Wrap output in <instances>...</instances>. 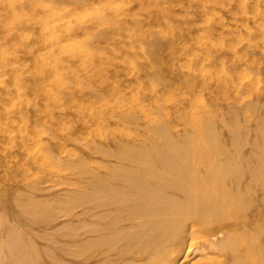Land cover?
Instances as JSON below:
<instances>
[{
  "label": "bare ground",
  "instance_id": "obj_1",
  "mask_svg": "<svg viewBox=\"0 0 264 264\" xmlns=\"http://www.w3.org/2000/svg\"><path fill=\"white\" fill-rule=\"evenodd\" d=\"M80 1H85V0H80ZM104 1L105 0H103V2ZM187 1L184 2L183 0H177L176 4H179L180 7H185V8H188L191 6L193 7V5L190 3V1H188V3H187ZM212 1H213V5L211 4L212 6H222V7L226 6L227 7V6L232 4L233 0H212ZM69 2H70V0H69ZM103 2H101L102 3L101 5H103ZM122 2L125 3L126 0H123ZM57 3L59 4V2H57ZM77 3H79V2H77ZM91 3H94V2H91ZM110 3H111V0H110ZM119 3H121L120 0H119ZM143 3H145V2H143ZM157 3L159 4V2H157ZM172 3H173V1H170V2L166 1V3H163L161 5L159 11H158L159 14L157 16L162 17L163 21L166 23L167 27L170 29L167 31H172V32H175L176 34L178 32L177 35L181 36V38H183V36L188 37V35H190L191 29L189 27H186L185 24H183L181 22L180 18L178 17L179 15H177L178 12L176 13L175 12L176 10L174 11V6L176 4H172ZM56 4L53 6L54 12H56L55 11ZM158 4H157V6H158ZM170 4H172V7L170 6ZM44 5H46V7H47L46 3H44ZM50 5L49 6L51 8L52 3ZM109 5L110 4H108V6ZM111 6H114V5H111ZM120 6H122V5H120ZM198 6H200V5H198ZM198 6L196 8L199 9L201 6L200 7H198ZM207 6L205 4V7H207ZM237 6H238L237 9H232V7H231L230 10L233 13V16H235V18L239 22V24L237 26L238 31H236L235 33L228 34V35L224 33L225 32L224 26L227 22V20H226L227 17L225 14V15L221 16L217 21L208 25L207 30H205V28H207V27H203V29H204L203 32L204 31H206V32H205V34H203L204 36H202V40L197 41L195 39L198 43H200L199 48L201 49V52L196 51L195 49H197V48H194L192 53L191 52L187 53V54H189L188 59L190 61L189 67L191 68V71H190V73L181 75V81L185 85V87L187 88L189 94H190V92L195 93V89L197 88V86H200L202 88H209V79L212 75V72L213 71L217 72L216 69L219 67V69L222 68L220 70H222V72H223L222 76L218 78V82H219L218 89H219V92L221 93V95L226 96L231 91H233L237 98H243L245 96L246 97L251 96V89L256 87L257 90H259L263 96V94H264V67H257L256 63L258 62V63L264 64V0H254L253 3H251V4H249L247 0H241V1L239 0V2L237 3ZM58 7H60V6H58ZM88 7H90V5ZM115 7H117L116 2H115ZM128 7H129V5H128ZM142 7H143V5H142ZM205 7L204 8L201 7V9L203 8V10H204ZM50 8H49V10H50ZM65 8L68 9L67 7H65ZM123 8H124V6H123ZM123 8H122V10H123ZM185 8H183V9H185ZM90 9H92V11H94L93 7H91ZM90 9H88V10H90ZM193 9H194V7L190 8L189 11L185 9V12L187 11V13L189 12L192 14ZM226 9L227 8H225L223 10H226ZM88 10H85V11H87V13L90 12V15H91V11H88ZM203 10H202V12H203ZM228 10L226 12H228ZM123 11H122V13H119L118 9H115V8L114 9L110 8V10L108 12L107 11H99V10L96 11V14L94 15V17H95L94 21H95V24L97 26V31L93 32V34H90V31H88L89 27L85 24L73 25L75 22L77 23L78 19L80 20L81 14L78 13L79 16L77 15V18L78 17H80V18H78V19L76 18L77 19L76 20L75 15L73 13H71V11H70L71 14H68L65 12L68 16L69 15L72 16L74 18V20H76V21L73 20L72 22H74V23L72 25L67 24V23L64 24V21H62V23L64 25L61 26V31L63 33L65 32L64 35H67L68 39L72 37L75 40L73 39V42L66 43L67 41L66 42L64 41L63 43H61L62 45L59 46L60 49L58 51L56 49L57 52L54 51L53 53H50L51 59L48 63L49 66L46 65L47 67H49V72H48L49 74L48 75L50 77H48V80L50 78V80L52 81L51 82L52 88L50 89L49 93H50V95L53 96V97L51 96L52 98L55 97L56 99L59 100L58 103L55 105L56 102L53 100V102H55V103H53L52 100L50 99L51 97L48 98V99H50V103L52 102V104H54V105L50 104L48 106L45 104L47 106V108L45 107L46 111L50 114V116L52 113H54L53 111H54L55 107L59 106V108L65 109L66 107H68L70 105L74 104L73 106H75V104L79 103L80 94L83 93V91H84L83 88H84V84H85L84 80L82 78V75L84 73L81 72V71H83V69L81 67H82V65H84V61H86V60H84V58L89 59L90 60L89 63L92 61V64H90V65L95 67L96 65H93L94 64L93 60L95 62V60L97 58H99V61L103 62L104 61L103 59L105 58V55L107 54V53L104 54V52L101 48V47H104V44H103L104 41H101V44H103V46L100 47L94 41L95 40L94 37L98 38L99 40H100V38L101 39H106V38L110 39L111 36H109V30L114 31L116 29L123 28L125 31L127 24L126 25L124 24L125 19L123 20L122 14L123 15L125 14L128 17H130V15H127V10H126V13H124ZM46 12L47 13H43V14L47 17L46 23H49L48 11H46ZM59 12H61V10ZM59 12H56V13H58L57 16H59V14L61 15V13H63V12H61V13H59ZM202 12H200V14H202ZM13 13H15V12L13 11ZM51 13H52V11H51ZM87 13L85 15L88 16L89 13L88 14ZM94 13H95V11H94ZM224 13H225V11H224ZM36 14L38 15L39 13H36ZM49 14H50V12H49ZM52 14H54V13H52ZM135 14H137V13L135 12ZM135 14H134V16H136ZM54 15H56V14H54ZM62 15H64V13ZM67 15H65V16H67ZM139 15H141V14H139ZM192 15H194V14H192ZM41 16H39V17H41ZM45 16H43L42 21H44ZM65 16H63V17L65 18ZM39 17H37L38 20L40 19ZM50 17H52V16H50ZM159 17H158V20H159ZM192 17H194V16H192ZM250 17H252V20ZM57 18L60 19V17H57ZM90 18H92V17H90ZM29 19H31V18H29ZM133 19L134 18H132L131 21H133ZM54 20L52 19V22L50 20L49 26L52 25ZM56 20L59 21L58 19H56ZM62 20H64V19H62ZM82 20H84V19L82 18ZM92 20H93V18H92ZM40 21H41V19H40ZM126 21L129 23V20H126ZM136 21H137V25H138L139 22H138V20H136ZM91 23H90V25H91ZM195 23H197V22H195ZM149 24L150 23H148V25ZM40 25H42V24L40 23ZM43 25H45V22ZM161 25L159 26V24H158L159 28L162 27ZM135 26H136V24L133 27V23H132V27L134 30L135 29L140 30ZM150 26H151V24H150ZM47 28H48V25H47ZM163 28L164 29L161 28L162 31H160V33L152 36L150 39L148 38L147 39L148 41L145 39L146 43H144L147 50H148V52H147L148 58L151 60V62L153 64L152 71L148 72L147 75L150 77L151 83H152L151 85L153 86V89L155 91L156 109L146 111L143 107L140 106L141 108H136V107H134L135 106L134 105L133 107L132 106L129 107L127 110L125 108L124 109L122 108L121 114L119 115L120 116L119 118L121 121H123V122L128 121L129 123H133L139 119V117H140L139 111L143 112L145 117L148 118L149 121L154 125V126H152L153 128L151 130H149V131H151V133L147 134V137H146L147 140L143 144L122 143L121 142V144L118 145L119 151H117V152L114 151L115 153H112V152L109 153L110 151L108 152V149H105V147L103 145L97 143L96 141L89 143V145L87 147L89 152L97 151V152L107 153L110 156H113L115 158L116 162L114 163V165L106 163L104 166H101V167H103V169L98 170L94 167H88L89 162L87 161L88 162L87 163L85 161V159L82 158L83 153H80L74 159L70 158L71 160L68 159L66 162H64V164H66L71 169L79 168V169H77V172L84 176V182H83L84 184H83L82 191L81 192L76 191L78 194L80 193V195L76 198V201L78 200L80 205L84 206V212H83L84 218L80 221V223L78 225H74V223H73V225H71L69 228L66 229L65 233L59 232L55 237L53 236L54 238L49 237V241L51 244L46 246L45 250H42L39 247H32L30 250H27L30 254L23 253V250H22V253L19 252L20 254L16 251L15 254H17V253L19 254V255H16V257L12 252V255H14V257H15V264H180V263L182 264V262H184V264H186V263L188 264V263H190L189 259L191 256L190 255L191 252H189L188 247L190 249L193 247L192 245L194 243L192 241L190 242V239L195 235H198L199 238H200V236H201V238L203 236V241H202V244L200 245V249H201L202 253L204 252L203 253L204 256H206L209 253H212L214 250H217V252L220 253V255L223 258L219 264H264V99H261L260 97L251 98V100L249 102L247 101L248 103L243 106L242 111L234 110L232 112L226 113V112L221 110V106L219 105L220 102H217L216 101L217 99L215 97H213V98L210 97V99H208V100L199 97L198 99L201 102L200 106L198 104L199 107L194 106V104H195V101H194V102H192L193 103L192 109L189 112H185V113L181 112L175 116V119H173L171 117V110L167 107V103L170 101H173V98L172 97L168 98L167 96H170V95L164 94V95H166L167 99L165 97L166 100L162 101V96H163L162 93H165L164 90H166L164 88L168 87L169 85L172 86L171 79L168 77H165L164 75L161 74L160 64L163 61L161 60V62H160V58H159L160 55L158 56V54H157V51L160 50V47L163 46L161 40L163 38H166L167 33H170V32L166 33V31H164L165 29H167L166 27L163 26ZM220 28H223V30L220 31L222 33L221 35L223 37L228 36L226 39H223L224 40L223 43H221V42L220 43L222 44V48L224 47V48L228 49V51H233L235 60L233 59L234 62L232 64H227L225 62V61H227V59L225 61H223V59L221 60V51L219 49H217V47H216V49H214V47H213L214 42L211 43V41H210V39L212 40L213 37H215V35H214V34H216L215 32L217 30H219ZM48 29H50V28H48ZM45 30H46V27H45ZM57 30H59V28ZM79 31H84V32L87 31L88 35L89 34L92 35V37L89 35V37H91L90 40L92 38L94 40L88 41V40H86V39H88L87 37L85 39L86 35L81 34L82 38L84 37L83 39H85V41L81 42V43L79 41V43H77L79 40L78 39L77 42H75L76 41L75 36L79 34L78 33ZM113 31H112V33H113ZM132 31H131V33H132ZM43 32H44V30H43ZM43 32H42V34H43ZM48 32H50V31H48ZM139 32H142V31H139ZM27 33H28V31H27ZM119 33H121V32H119ZM126 33H127V31H126ZM137 33H138V31H137ZM134 34L136 35L135 32H134ZM150 34H152V33H150ZM176 34H175V36H177ZM52 35H55L54 32H53V34H49V36H52ZM129 35L131 36V34H129ZM141 35H142V33H141ZM201 35H202V33H201ZM24 36H25V34H24ZM46 36H47V34H46ZM118 36H120V35L118 34L117 37ZM52 37H54V36H52ZM115 37H113L115 39L114 51L121 53V51L127 50V49H125L126 45L124 44V46H123V44H121L119 41H117L116 40L117 38H115ZM127 37H129V36L127 35ZM148 37H150V36H148ZM43 38H45V37H43ZM136 38H134V36H133V39L135 41H136ZM50 39H54V38L50 37ZM133 39L131 38V41H133ZM64 40H66V39H64ZM138 40H139V38H137V41ZM183 40H184V38H183ZM48 41L46 40L45 46L48 43ZM55 41L56 42H54L53 44L56 46H54V45L53 46L56 48H59V47H57V40L56 39H55ZM68 41H70V40H68ZM135 41H133L134 44H136ZM213 41H214V39H213ZM58 42H60V40ZM109 42H107V43H109ZM139 43H140V45H142L141 42H139ZM180 43H181V41H180ZM215 43H218V42H215ZM32 44H33V42H32ZM32 44H31V46H32ZM48 44H50V43H48ZM218 44H216V45H218ZM137 45H139V44L137 43ZM174 45H175V41L173 40L167 46H169L171 49H175ZM184 45H186V44L184 43ZM21 46H19V47H21ZM31 46H29L30 48H28V49H31ZM47 47H49V46L47 45ZM138 47H140V46H138ZM164 47H165V45H164ZM18 48H16V49H18ZM49 48H48V50H49ZM110 48H112V47L110 46ZM131 49H132V46H131V48H129V50H131ZM138 49H140V48H138ZM9 50H10V48H9ZM18 50L21 51L20 48ZM25 50L27 51V49H25ZM25 50H23L22 52H25ZM142 50H143L142 51V53H143L145 49L143 48ZM0 51H1V49H0ZM28 51H31V50H28ZM139 51L141 52V50H139ZM127 52H129V51L127 50ZM131 52H129V55ZM26 53H29V52H26ZM48 53H49V51H48ZM111 53H113V51ZM118 53H116V54H118ZM132 53L130 56H132V61L136 62V64H134L132 62L131 66H133V64H134L135 68H138L139 70L143 69V67L148 66V65H144L146 63L143 64L144 66L142 64H140L138 59L135 60ZM139 53H137V54H139ZM224 53H225V51H224ZM8 54L10 57V53H8ZM32 54H33V52H32ZM137 54H136V56H137ZM172 54H174V53H172ZM46 56H47V54H46ZM106 56L108 57L109 55H106ZM231 56H233V55H231ZM231 56H230V58H232ZM245 56L250 57V58H249V61L246 63L247 64L246 67L244 66V68H246L245 70H247L248 72L254 71L256 73V78H257L256 83L251 82L249 84H245L242 80H240L241 78L244 77L243 75H245L244 74L245 71L243 70V68H241V70H243L244 72L242 71L243 75L240 76V71H239L240 68H238L237 65L240 64V63L238 64V61L244 59ZM42 57H45V56H42ZM95 57H96V59H94ZM111 57H113V56L111 55L110 58ZM144 57H147V56H144ZM173 57H176V56H173ZM10 58H12V57H10ZM27 58L28 57L26 56V59ZM121 58H123V56ZM140 58H142V57H140ZM170 58H171V56H170ZM113 59H114V57L112 58V61H110V62H113ZM118 59L119 58H115L116 61ZM143 59H145V58H143ZM164 59H165V57H164ZM34 60H35V62H37L39 60V58H38V60L37 59H34ZM42 60H43V58H42ZM82 60H84V61L82 62ZM121 60H124V59H121ZM247 60H248V58H247ZM247 60H245V61H247ZM77 61H79L78 66L75 65ZM108 61H109V59H108ZM165 61H167V60H165ZM119 62H121V61H119ZM129 62H131V61L129 60ZM183 62L185 63L186 61H183ZM2 63L3 62H1V64ZM122 63L124 64L123 61H122ZM169 63H171V62H169ZM8 64H10V63H8ZM22 64L20 66H23V67L19 66L21 69H23L25 66V64H23V65ZM104 64H106V63H104ZM110 64H113V63H110ZM219 64H221V65H219ZM18 65L19 64H17V68H19ZM99 65L100 64L98 63V66ZM257 65H259V64H257ZM38 66H40V65H38ZM104 66H100V67L96 68L97 69L96 71L98 73L95 76L96 77L95 80L97 81V82L95 81L96 83H98V81L100 83H104V82L106 83L107 76H108L106 73H108V72L104 69ZM40 67H38V68L41 69ZM88 67H89V65H87V69H90ZM93 67H92V69H93ZM105 67H107V65ZM108 67H110L109 64H108ZM127 67H128V65H127ZM149 67H151V65H149ZM149 67H146V68L149 69ZM2 68H4V67H2ZM20 68L18 71L19 76L21 75V73H19V72H23V71H21ZM36 68H37V66H36ZM80 68L82 70L78 71V70H80ZM112 68H113V65H112ZM185 68H187V67L185 66ZM13 69H14V67H13ZM42 69H43V67H42ZM114 69H115V66H114ZM123 69L124 68H122V70ZM163 69H165V68H162V70ZM2 70L0 72V84H1L0 94L2 93V90L4 91L6 89V86L4 84H2L3 82L5 83V79H6L5 77H3V75H4L3 72H5V70H3V72H2ZM25 70L26 69H24V71ZM14 71L15 70H13V73H15ZM90 71H91V69H90ZM94 71H95V69H94ZM112 71L114 72V70H112ZM112 71H110V72L112 73ZM117 71L119 72L120 70L116 69L115 72H117ZM132 71H133V67L131 69V72ZM177 71H179V70H177ZM78 72H80L81 74L83 73V74L81 75ZM88 72H89V70H88ZM136 72H137V69H136ZM141 72L139 73V75L143 73V72L142 73ZM13 73H10V74L12 75ZM36 73L37 72H35V74H34L35 79H36ZM46 73L47 72L45 71V74ZM89 73H88V76L91 75ZM94 73H96V72H94ZM182 73H183V71H182ZM218 73H220L219 70H218ZM18 74L16 71L15 75H18ZM132 74L134 76L133 72H132ZM173 74H174V72H173ZM15 75H14V77H15ZM46 76L47 75H45V77ZM83 76H85V75H83ZM138 76H137V78L134 77L137 79V80L136 79L134 80L135 83H136V81L139 82V80H140ZM20 77H22V76H20ZM41 77L43 78V75H41ZM41 77H40V81H41ZM111 77H112V75H111ZM142 77H144V76H142ZM31 78H33V77H31ZM37 78H39V77H37ZM113 79H114V77H113ZM7 80H8V78H7ZM21 80H25V79H21ZM116 80L118 82L119 79H116ZM16 81H18V80H16ZM71 81L75 82V84L78 86V90H76V88L75 89L72 88V89L76 90L77 92H75L74 94L71 95L73 103L66 106V104L61 102L60 100L63 99L64 95H66L68 93H72L71 92L72 89L71 90L69 89V84ZM25 82H26V80H25ZM12 83H14V82H12ZM22 83L23 84H18L19 86H16V87H20L19 88L20 90L22 89L21 87L24 85V81H22ZM38 83L41 84V82H38ZM124 83H126V81H124ZM40 84H38V85H40ZM130 84H132V83H128L127 86L128 85L130 86ZM136 84H138V83H136ZM136 84H134V85L136 86ZM71 85H73V84H70V88L72 87ZM76 85L75 86L73 85V86L76 87ZM100 85L101 84H99V86ZM143 85H144V83H143ZM109 86H111V88ZM129 86H128V89H129ZM146 86H147V84H146ZM121 87H124V86H121L120 84H114V85L111 84V85H108V89H106V90L108 91L110 88V90H112L111 92L113 93V95L117 96L119 99V97H122L124 94L123 93L124 90H123V88L121 89ZM25 88H26V92H27L28 91L27 87H25ZM40 88H41V86H40ZM42 88H46V87H44V85H43ZM101 88H102V86H101ZM102 89H100V88L96 89L95 88L93 90L94 96L99 100H104L106 97V95L104 94V92L106 90H104V89L102 90ZM131 89H132V85H131ZM138 89H136V90H138ZM141 89H143V88H141ZM144 89H147V87ZM45 90H47V89H45ZM41 91H42V89H41ZM21 92L23 93V91H21ZM141 93H142V91H141ZM131 94H133V92H131ZM149 94H150V92H149ZM200 94H201V92H200ZM3 95L5 96V94H3ZM18 95H17V98L19 97ZM39 95H40V93H39ZM136 95L134 96V98L131 96V98L135 99ZM14 96L15 95L12 94L13 98H15ZM47 96H48V93H47ZM128 96H129V94H128ZM7 97H9V95H7ZM31 97L30 96L28 97V101L32 102L33 100H30ZM107 97H109V96H107ZM197 97L198 96H196V98ZM22 98H25V96H22ZM31 99H33V98H31ZM115 99H117V98H115ZM152 99H151V101L154 102V100H152ZM15 100H17V99H15ZM119 100H121V99H119ZM129 100L132 101V99H129ZM193 100H194V98H193ZM21 101L23 102V100H21ZM46 101H47V99H46ZM113 101H115V100H113ZM121 101H123V100H121ZM133 101H136V99ZM144 101H146V100H144ZM37 102H38V100H37ZM88 102H86V103H88ZM107 102L110 103L109 101H107ZM32 103H34V102H32ZM19 104H21V103L19 102ZM94 104L98 105L99 103L94 102ZM104 104L106 105V102ZM40 105H39V107H40ZM78 105H77V107H78ZM88 105H90V104H88ZM138 105H142V104L140 103ZM8 106H10V105H8ZM91 106H93L92 108H94L93 104H91ZM91 106L87 107V108H90V110H91ZM112 106H113V104H112ZM114 106H116V105H114ZM19 107H20V105H19ZM99 107H100V104H99ZM87 108L85 106L83 108V110L87 109ZM109 108H112V107H109ZM120 108H121V106H120ZM19 110L22 111L21 109H19ZM40 110H41V108H40ZM18 111H16V112H18ZM103 111L104 110H103V105H102V108L98 112H95L94 114H92V115H94V118L97 119L96 121L93 117H91L89 115L90 118H92L95 121V124L98 121V119L102 121V119L105 118ZM0 114H1V112H0ZM14 114H15V112H14ZM29 114H30V112L28 113V111H26V110L22 111L21 115H20L21 121H22V118H23V120H25L26 118L29 119L30 118ZM39 114H43V112L42 113L38 112V115ZM87 114H89V112L85 114L84 111L81 110L79 112L80 119L82 118V119H84L85 122H89V119L86 118ZM73 116H74V114H73ZM89 116H88V118H89ZM13 117H15V116H13ZM37 119H38V117H37ZM52 121H54V120H52ZM12 122H13V120H12ZM47 122H48V119H47ZM98 122H100V121H98ZM123 122H122V125H123ZM181 123H183V125H184L183 129H180V130L176 129L178 126H180ZM36 124H35V126H36ZM55 124H56V121H55ZM55 124H54V126H55ZM113 124H115V123H113ZM91 125H93V123ZM16 126H18V125H16ZM37 126L35 128H37ZM42 126H44V125H42ZM45 126L47 127L49 125L45 124ZM58 126H59V124H58ZM61 126L63 127V125H61ZM103 126H104V124H103ZM147 126H146V128H147ZM8 127H9V125H8ZM32 127H34V126L32 125ZM68 127L69 126H66V129ZM104 127L107 128V126H104ZM16 128H18V127H16ZM88 128H90V127H88ZM9 129L10 128H7V130H9ZM119 129H121V127ZM11 130H12V128H11ZM29 130L32 134L33 130L32 131H31V129H29ZM49 130H51V129H49ZM57 130H58V128H57ZM59 130H61L60 127H59ZM125 131L127 132V130H124V132ZM10 132H12V131H10ZM23 132H25V131H23ZM61 132H62V130H61ZM9 133L7 132L6 135H9ZM16 133H17V131H16ZM20 133L18 132V135H20ZM25 133L27 134V132H25ZM117 133H119V132H117ZM31 134H29V135L27 134V136L22 137V139L20 141V147H22L24 149L28 148L25 141H27L30 136L34 135V133L32 135ZM43 134H45V132H43ZM133 134H132V136H133ZM98 135H100V134L98 133ZM101 135H102V133H101ZM10 136H11V133L9 135V138H10ZM47 136H48V134H47ZM32 137H30V138H32ZM36 137L39 138V139H36V141L39 140V145H38L39 149H38V153H37L36 157L34 156L36 158L35 160L37 162L39 161L43 165L50 166L53 168L54 167L58 168L57 165H54L55 164L54 158H55V156L57 157V153H58L60 147L62 146V148H64L62 145L63 142H61L60 139H57L55 136H52V139L50 142H45L44 138L41 137V134L39 137L38 136H36ZM58 138H60V137H58ZM71 138H72V135L69 134L66 137V140H70ZM92 139H94V138L92 137ZM102 142H103V139H102ZM32 145H35V143ZM28 146L30 147L29 144H28ZM66 148L67 147L65 146V149ZM26 154L29 155L28 153H26ZM30 156L32 157V155H30ZM79 159H81V160H79ZM58 161H60V159ZM104 163L105 162H103V164ZM94 164H95V161H94ZM29 169H27V171ZM59 169H61V168H59ZM65 169L62 168V170H65ZM71 174H73V173H71ZM47 181H50V180H47ZM35 188H36V186H35ZM20 191L22 193H20ZM20 191L18 192L19 194L17 193V195H15L14 200L19 205L22 206L20 208H23L24 213L26 212L28 214H32V216H33L32 220H31L32 223H34V224H40V223L47 224L51 221L53 216L55 217V215H53V209L54 208H52V205H51L52 202L50 200L49 201L51 203H45L44 200H43V202L42 201L41 202H39V201L33 202L32 200L27 201V200H24V198L30 192L26 191L24 193V191H22V190H20ZM77 193H76V195H77ZM29 197H31V193H30ZM72 197L73 196H71V199H72ZM46 201L48 202V200H46ZM70 203L72 204V202H70ZM63 206L65 208L66 205H63ZM70 206H71V208H72V206L75 207V205H73V204ZM70 206L68 207V209L70 208ZM78 207H79V205H78ZM61 209H63V208H61ZM69 210H72V209H69ZM77 213L79 214V212H77ZM0 221H1V219H0ZM59 227H60V225H59ZM60 228H62V227H60ZM12 233H14V232H12ZM17 235H19V234L16 233L15 236L17 237ZM59 235H61V236L64 235L67 237V239L65 241L62 240L60 242L57 239V238H59ZM24 237L25 236H23V239H24ZM38 237H40V236H38ZM9 238H11V237H9ZM11 240H12V238H11ZM14 240H17V239L14 238ZM55 240H57L58 243ZM22 242H24V241H22ZM52 243H53V245H52ZM21 247H22V249L24 248V246L22 244H21ZM194 248L196 249L198 247H194ZM186 249H188V251H186ZM15 250H17V249H15ZM18 251H21V250H18ZM192 251L194 252L195 250H192ZM4 255H5V253H4ZM188 257H189V259H188ZM45 259H47V261H45ZM216 259H218V258L216 257ZM7 263H9V262H7ZM192 264H207L206 257L204 259H199Z\"/></svg>",
  "mask_w": 264,
  "mask_h": 264
},
{
  "label": "rangeland",
  "instance_id": "obj_2",
  "mask_svg": "<svg viewBox=\"0 0 264 264\" xmlns=\"http://www.w3.org/2000/svg\"><path fill=\"white\" fill-rule=\"evenodd\" d=\"M56 1L59 2V4ZM56 1L55 0H38V1L37 0H31V1L30 0H26V1L25 0H18L15 8H11V7H7V6H4V5H0V49H1V51H0V72H1L2 69L5 70V72H3V70H2V72L4 73L3 77L6 78L5 79V83L4 82L2 83V84H4L6 86V89L4 91L2 90V93H1L2 95L0 94V112H1V114H0V116H1L0 117V219H1V221H0V244H1L0 245V259H1L0 260V264H15V257H16V255H19L20 253H22V250H23V253H26V254H30L27 250H30L32 247H39L42 250H45L46 249V246H48V245L51 244L50 241H49V237H53V236L55 237L59 232L60 233H65L66 229L69 228L71 225H73V223H74V225H78L80 223V221L84 218V213H83L84 212V206L80 205V203L78 202V200L76 201V198L80 195V193L78 194L77 192H81L82 189H83L84 176L82 174H80V173L77 172V169H79V168H77V169L76 168L75 169H71L66 164H64V162H66L68 159L69 160L74 159V158H76L77 155H79L80 153H83L82 158L85 159L86 162L87 161L89 162V163L87 162L88 163V167H94V168H96L98 170L99 169H103V167H101V166H104L106 163L107 164H111V165L113 164L114 165V163L116 162L115 158L113 156H110L107 153H102V152H97V151H91V152H89L88 149H87L89 143L96 141L97 143L103 145L105 147V149H108V152L110 151L109 153H111V152L112 153H115V152L119 151V146L118 145L121 144V142L122 143L143 144L147 140V138H146L147 137V134H150L151 133V131H149V130H151L153 128L152 126H154V125L149 121L148 118L145 117V115L143 114V112L139 111L140 112L139 113L140 117H139V119L137 121H135L133 123H129L128 121H124V122L121 121L120 118H119L120 117L119 115L121 114V109L122 108L123 109L125 108L127 110L129 107H131V106L133 107L134 105H135L134 107H136V108L143 107L146 111L155 110L156 109V96H155V91L153 89V86L151 85L152 84L151 83V79L147 75L148 72L152 71L153 64H152L151 60L148 58V55H147L148 50H147V48H146V46H145L144 43H146L145 41L148 38L150 39L152 36L160 33V31H162V29H164L163 26L167 28L164 31H166V33L167 32H170V33H167L166 38H163L161 40L163 46L160 47V50H158L159 52L157 51V54H158V56L160 55L159 56L160 62H161V60L163 61L160 64L161 74L164 75L165 77H168V78L171 79V81H172L171 84H172V86L174 88L169 85L168 86L169 88L166 87V88H164L166 90L163 89L165 91V93H162L163 94L162 101L166 100L167 97L168 98L169 97H172L173 98V101H170V102L167 103V107L171 110V117L173 119H175V116L177 114L181 113V112H184V113L185 112H189L192 109V105H193L192 102H194V101H195L194 106L195 107H199L200 104H201L200 100L198 99L199 97L204 98L206 100L210 99V97H212V98L215 97L217 99L216 101L217 102H220L219 105L221 106V110L224 111V112H226V113L227 112H232L234 110L242 111L243 110V106L246 105L251 100V98L260 97L261 99H264V94L262 96V93L259 90H257L256 87H254V88L251 89V96H247V97L245 96L243 98H237L233 91H231L226 96L221 95V93L219 92V89H218V87H219L218 78L222 76V73L223 72H222V70H220L222 68L219 69V67L216 69L217 72L216 71H213L212 72V75H211V77L209 79V88H202L200 86H197V88L195 89V93L194 92H190V94H189L187 88L185 87V85L181 81V75L190 73V71H191V68L189 67L190 66L189 65L190 61L188 59V55L189 54H187V53H189V52L192 53V51H193L194 48H197V49H195L196 51L201 52V49L199 48L200 47V43H198L197 41L202 40V36H204L203 34H205V32H206V31L203 32V30H204L203 27H207V28H205V30H207L208 29V25H210L211 23L217 21L221 16H223V15L226 14V17L227 18L226 17L225 18L227 20V22H226L227 25L225 24V26H224V31H225L224 33L228 35V34L235 33L236 31H238L237 30L238 29L237 26H238L239 22L237 21V19L235 18V16H233V13L231 12L230 8L232 7V9H237L238 8L237 3L239 2V0H233L232 1V4L229 5L230 7L229 6H227V7L226 6L225 7L224 6L223 7L222 6H212L213 5V1L212 0H188V1H190V3L194 7L193 13H192L194 15H192L189 12L187 13V11L185 12V9L189 11L190 8H193L192 6L191 7H188V8L180 7L179 4H176V1L177 0H126V2H125L126 4L124 2H122L123 0H120L121 3H119V0H111V3H110V0H105L104 2H103V0H88V1L87 0H85V1L70 0V2H69V0H60V1L59 0H56ZM166 1H168V2L173 1L172 4H176L174 6V11L176 10L175 12L176 13L178 12L177 15H179L178 17L180 18L181 22L183 24H185L186 27H189L191 29L190 35H188V37H186V36L184 37L183 36L184 40H183V38H181V36L177 35L178 32L176 34L175 32L167 31V30H170V29L167 27V25L163 21L162 17L157 16L159 14L158 11H159L161 5L163 3H166ZM183 1L186 2L187 0H183ZM188 1H187V3H188ZM247 1H248L249 4H251V3H253L254 0H247ZM77 2H79V3H77ZM91 2H94V3H91ZM101 2H103V5H101L102 4ZM115 2H116V6L118 8L115 7ZM143 2H145V3H143ZM157 2H159V4ZM44 3L47 4V7H46V5H44ZM51 3H52V7L50 8V6H51L50 4ZM54 3L55 4L57 3L56 4L55 11L56 12H59L61 10V12H63L64 15H62L63 13L59 12V13H61V15L59 14V16H57L58 13L54 12V10H53V6L55 5ZM85 3L88 6L90 5V7H88ZM204 3L206 4V6L208 5L210 8L208 6L205 7V4ZM108 4H110V5L108 6ZM157 4H158V6H157ZM172 4H170L171 7H172ZM111 5H114V6H111ZM120 5H122V6H120ZM128 5H129V7H128ZM142 5H143V7H142ZM198 5H200L203 8L205 7V9L204 10H203V8L201 9V7L198 6ZM58 6H60V7H58ZM123 6H124V8H123ZM197 6L200 7V8L199 9L196 8ZM65 7H67L68 9H66ZM91 7H93V10L95 11V13H94V11H92V9H90ZM49 8H50V10H49ZM87 8L90 9V10H88ZM110 8H112V9H114V8L115 9H118L119 13H122L123 10H124L123 12L126 13V10H127V15H130V17L126 16L125 14L124 15L122 14L123 20L125 19L124 20L125 21L124 24L125 25L127 24L125 31H124L123 28L116 29L114 31L113 30H109V36H111L110 39H107V38L106 39H101L100 38V40H99L98 38H95L94 37L95 40L93 38L90 40V38L92 37V35H90V34H93V32L97 31V26H96L95 21H94V18H95L94 15L96 14V11L99 10V11H107L108 12L110 10ZM122 8H123V10H122ZM181 8L182 9L185 8V9L182 10ZM225 8H227V9L226 10H223ZM85 10L91 11V15H90V12H88L89 13L88 14L87 11H85ZM202 10H203V12H202ZM227 10H228V12H226ZM13 11L15 13H13ZM46 11H48V17H49L48 18V21H49V23H46L47 22V20H46L47 17L43 14V13H47ZM51 11H52V13H54L56 15L52 14ZM70 11H71V13H73L75 15V19L77 18V15L79 16V14H81V18L78 17V18H80V20L78 18H77L78 20L76 19L77 20V23L76 22L75 23L72 22L74 20V18L72 16H70V15L68 16L66 14V13L71 14ZM199 11L202 12V14H200ZM224 11H225V13H224ZM49 12H50L51 15L49 14ZM135 12L137 14H135ZM36 13H39V14L37 15ZM86 13L88 14V16L85 15ZM133 13L136 16H134ZM138 13L141 14V15H139ZM40 14L41 15L43 14V15L41 16ZM49 15L52 16L53 18L50 17ZM65 15H67V16H65ZM191 15L194 16V17H192ZM39 16H41V17H39ZM43 16H45L44 17L45 18L44 21H42ZM63 16H65V18ZM35 17L36 18L39 17L43 23L40 21V19L38 20V18L36 19ZM57 17H60V19L57 18ZM90 17H92L93 20ZM158 17H159V20H158ZM29 18H31V19H29ZM82 18L84 20H82ZM132 18H134L133 19L134 22L131 21ZM250 18L252 20V17H250ZM52 19L53 20L55 19L53 21V23L55 21L56 22L54 24L52 23V25L49 26L50 20L52 22ZM56 19H58L59 21H57ZM62 19H64V20H62ZM76 20H74V21H76ZM126 20H129V23L130 22L131 23L129 24ZM136 20H138V22H139L138 25H137V21ZM62 21H64V24L67 23V24H71L72 25L74 23L73 25H77V24L78 25L79 24H81V25L82 24L87 25L89 27L88 31H90V34L89 35L91 37H89L87 31L86 32L79 31L78 32L79 34L77 33L79 36L78 35L75 36L76 37V41L75 42H77L78 39L79 40H78L77 43H79V41H80V43L81 42H84L85 39H86V37H87L88 39H86V40H88V41H93L94 40L96 42V44H98L100 47L103 46V44H104V47H101V48H102L104 54L107 53L106 55H109L108 57L105 55V58L107 57L109 59V61H108L107 58L106 59L104 58L103 60L105 62L104 61L103 62H100L99 61V58L96 59V57H97L96 56L94 58V59H96L95 62L92 59L93 60V63H94L93 65H96L95 67H93L92 65H90V64H92V61L89 63L90 60L84 58V60H86L87 62L84 61V60H82V62L84 61V65H82V67H81L83 69V71H81L82 70L81 68H80V70H78V71L83 72L84 74L83 73L82 74L85 75V76H83L80 72H78V73H80L82 75V78H83L84 83H85L84 84V88H83L84 91H83L82 94H80V101H79V103L75 104V106H73L74 104L73 105H70L71 103H73L72 102L71 95L74 94L75 92H77L76 90H78V86L75 84V82L74 81H71L70 84H73L74 86L76 85V87H74L73 85H71L72 87L70 88V84H69V89L71 90L72 88H74V89L76 88V90L72 89L71 90L72 93L66 94L67 96L64 95L63 99L60 100L61 102L65 103L66 106L67 105H70V106L66 107L65 109L59 108V106L58 107H55V109L53 111L54 113H52L51 116H50V114L46 111L47 106L50 105V104H52L53 100L56 102V103L53 102V103H55V105L59 101L55 97L52 98L53 96L50 95V93H49L50 92V89L52 88L51 87V82L52 81L50 80V78L48 80V77H50V76L48 75L49 74L48 73L49 72V67H47V66H49L48 63H49V61L51 59L50 58L51 57V54L50 53H53L54 51L57 52L60 49L59 46L62 45L61 43H63L64 41L65 42L67 41L66 43H68V42H73V39H74L72 37L68 39V36L67 35H64L65 32L63 33L61 31V26L64 25L62 23ZM194 21L197 22V23H195ZM39 22L42 25H40ZM44 22H45V25H43ZM90 23H91V25H90ZM132 23H133V27L136 24L135 27H137L140 30H137V29L134 30L133 27H132ZM148 23H150L151 26H150V24L148 25ZM158 24H159V26L162 24L161 25L162 27L159 28ZM47 25H48V28H50V29L47 28ZM45 27H46V30H45ZM58 28H59V30H57ZM43 30H44L45 33L43 32ZM221 30H223V28H220L219 30H217L215 32L216 34H214L215 37H213L214 41H213V39L212 40L210 39V41H211V43L214 42L213 43L214 44L213 45L214 49H216V47H217V49H219L221 51V60L223 59V61H225L227 59V61H225V62L227 64H232L234 62V60H235V57H234L233 51H228V49H226L224 47L222 48V44L221 43H223L224 42L223 39H226L228 36L223 37L221 35L222 33L220 32ZM27 31H28V33H27ZM48 31H50L51 33L48 32ZM112 31H113V33H112ZM126 31H127V33H126ZM131 31H132V33H131ZM137 31H138V33H137ZM139 31H142V32H139ZM42 32H43V34H42ZM53 32H54L55 35H52V36H54V37L49 36V34H53ZM119 32H121V33H119ZM134 32L136 33V35L134 34ZM117 33L120 36L117 37V35H118ZM128 33L131 34V36ZM141 33H142V35H141ZM150 33H152V34H150ZM201 33H202V35H201ZM24 34H25L26 37L24 36ZM46 34H47L48 37L46 36ZM81 34L82 35H84V34L86 35L85 36V39H83L84 37L82 38V35ZM175 34L177 36H175ZM127 35L129 37H127ZM147 35L150 36V37H148ZM133 36H134V38H136V37L139 38V40L137 41V38H136V41H135L133 39ZM43 37H45V38H43ZM50 37L51 38H54V39H50ZM113 37L117 38L116 40L119 41L121 44H123V46L125 44L126 45L125 46L126 47L125 49H127L129 52L132 51L133 53L132 52L131 53H132L133 57L135 58V60L138 59V61H139L140 64L143 65L144 63H146V64H144V65H148L146 67H149V65H151V67H149V69L146 68V67H143V69H141V70H139L138 68H135V65L134 64H136V62L132 61V56H130L131 53L129 55V52H127V50H123V51H121V53L119 52L120 54L117 51L116 52L114 51L115 39ZM130 37L133 39V41L136 42V44H134V42L131 41V38ZM55 39L57 40V47H59V48L54 47V46H56V45L53 44L54 42H56ZM64 39H66V40H64ZM46 40L47 41L49 40L48 43H50V44L47 43L46 46H45ZM59 40H60V42H58ZM68 40H70V41H68ZM173 40L175 41V45H174L175 46V49H171L169 46H167ZM101 41H104L103 44H101ZM180 41H181V43H180ZM32 42H33V44H32ZM107 42H109V43H107ZM139 42H141L142 45H140ZM215 42H218L219 44L218 43H215ZM137 43L139 45H137ZM184 43L186 45H184ZM31 44H32V46H31ZM216 44H218V45H216ZM18 45L19 46L22 45V46L19 47ZM47 45L50 48L47 47ZM109 45L112 48H110ZM164 45H165V47H164ZM29 46H31V49H28V48H30ZM131 46H132V49L129 50V48H131ZM138 46H140V47H138ZM18 47L20 48L21 51L18 50L19 49ZM9 48H10V50H9ZM16 48H18V49H16ZM48 48H49V50H48ZM109 48L113 51V53L114 52L115 53L114 54L111 53L112 51ZM138 48H140V49H138ZM141 48L142 49L143 48L145 49L143 53H142L143 50ZM25 49H27V51ZM56 49H57V51H56ZM23 50H25V52H22ZM28 50H31V51H28ZM139 50H141V52ZM48 51H49V53H48ZM224 51H225V53H224ZM7 52L10 53V57H12V58L9 57V54ZM26 52H29V53H26ZM32 52H33V54H32ZM116 53H118L119 55L116 54ZM137 53H139V54H137ZM172 53H174V54H172ZM46 54H47V56H46ZM110 54L114 57L113 62H110V61H112V58H113V57L110 58V56H111ZM136 54H137V56H136ZM230 54L233 55V56H231ZM121 55L123 56V58H121L122 57ZM26 56L28 57L27 59H26ZM42 56H45V57H42ZM144 56H147V57H144ZM170 56H171V58H170ZM173 56H176V57H173ZM230 56L232 58H230ZM140 57H142V58H140ZM164 57H165V59H164ZM38 58H39V60H38ZM42 58H43V60H42ZM115 58H119V59L116 61ZM143 58H145V59L147 58V59L145 60ZM247 58H248V60H247ZM249 58L250 57L245 56L244 59L238 61V64L239 63L240 64L237 65L238 68H240L239 69L240 76L243 75L242 73L245 71L244 72L245 75H243L244 77L243 78L240 77L241 78L240 80H242L245 84H249L251 82L252 83H256V79H257L256 78V73L254 71H250L252 73L251 74L250 72H248L247 70H245L246 68H244V66L246 67V65H247L246 63L249 61ZM34 59H37L38 61L35 62ZM121 59H124V60H121ZM129 60L131 62H129ZM165 60H167V61H165ZM245 60H247V61H245ZM119 61H121V62H119ZM122 61L124 62V64L122 63ZM183 61H186V62L188 61V62L187 63L186 62L184 63ZM1 62H3V63L1 64ZM21 62L23 64H25V66H24L23 69L20 68V67H23V66H20L22 64ZM78 62L79 61L76 62V64H75L76 66L79 65ZM109 62L110 63H113V64H110ZM132 62L134 63L133 66H131L132 65L131 63ZM169 62H171V63H169ZM8 63H10V64H8ZM98 63L100 64L99 66H98ZM104 63H106V64H104ZM17 64H19L18 67L20 66L19 68L21 69V71H23V72H19V73H21L20 76H22V77H20L19 74H18L19 68H17ZM86 64L89 65L88 68H90L91 71H90V69H87V65ZM108 64H109L110 67H108ZM257 64H259V65H257ZM38 65H40L41 67L38 66ZM104 65L105 66L107 65V67H105ZM112 65H113V68H112ZM127 65H128V67H127ZM219 65H221V64H219ZM36 66H37V68L40 67L41 69H39V68L37 69ZM91 66L93 67V69H92ZM100 66H104V69L108 72V73H106L108 75L107 76L106 83L105 82L104 83H100L99 81H98V83H96L97 81L95 80L96 79L95 76L98 74L97 71H96L97 70L96 68H98ZM114 66H115V69H114ZM185 66L187 68H185ZM256 66L257 67H264V64L263 63L261 64V63H258L257 62L256 63ZM2 67H4L5 69L2 68ZM13 67H14V69H13ZM42 67H43V69H42ZM132 67H133V71L132 72L134 73V76H133V74L131 72ZM122 68H124V69L122 70ZM162 68H165V69H163L164 71L162 70ZM241 68H243L244 71L241 70ZM24 69H26V70L24 71ZM94 69H95V71H94ZM111 69L114 70V72ZM116 69L117 70H120V71L119 72L117 71L118 72L117 73V72H115ZM136 69H137V72H136ZM13 70H15L14 71L15 73L17 71V74L18 75H15V73H13ZM88 70H89L90 73L88 72ZM109 70L112 71V73ZM177 70H179V71H177ZM218 70H219L220 73H218ZM45 71L47 72L46 74H45ZM182 71H183V73H182ZM9 72L10 73H13L15 75V77H14L13 74L11 75ZM35 72L38 73V74L36 73V79L37 80L34 78L35 77V75H34ZM94 72H96V73H94ZM140 72L143 75L142 74L139 75ZM173 72H174V74H173ZM88 73L91 74V75L88 76ZM41 75H43V78L41 77ZM45 75H47L46 76L47 78L45 77ZM111 75H112V77H111ZM137 76L140 79L139 82L136 81V83H138V84H136L135 81H134L137 78ZM142 76H144V77H142ZM31 77H33V78H31ZM37 77H39V78H37ZM40 77H41V81H40ZM113 77H114V79L115 78L116 79H119L118 82H117L116 79L114 80ZM134 77H136V78H134ZM7 78H8V80H7ZM15 79L18 80L19 82L16 81ZM21 79H25L27 83L25 82V80H21ZM22 81H24V85L21 87L22 89L20 90L19 89L20 87H16V86H19L18 84H23ZM124 81H126L127 84L128 83H132V84H130V86L128 85L129 86V89H128L127 84L124 83ZM12 82H14L15 84L12 83ZM38 82H41V84L38 83ZM143 83H144L145 86L147 84V86H146L147 89H144L146 87L143 85ZM38 84H40V85H38ZM42 84L46 88H42L43 87ZM99 84H101V85L99 86ZM111 84H113V85L114 84H120L121 86H124V87H121V89L123 88V90H124V91L122 90L124 94H123L122 97H119V99H121L123 101L119 100L117 96L113 95V93L111 92L112 90H110L111 86H109L110 88H109L108 91L106 90V89H108V85H111ZM134 84H136V86ZM131 85H132V89H131ZM0 86H1V84H0ZM40 86H41V88H40ZM101 86H102V88L104 90H106L104 92V94L106 95V97H105L104 100L97 99L94 96V94H93V90L95 88L96 89L97 88L102 89ZM25 87H27V90L29 92L28 91L26 92V88ZM141 88H143V89H141ZM41 89H42V91H41ZM45 89H47V90H45ZM136 89H138V90H136ZM21 91H23V93ZM141 91H142V93H141ZM131 92H133V94H131ZM149 92H150L151 95L149 94ZM200 92H201V94H200ZM39 93H40V95H39ZM47 93H48V96H47ZM3 94H5V96ZM12 94L15 95L14 96L15 98L12 97ZM16 94L17 95L19 94L18 95L19 96L18 98H17V95ZM128 94H129V96H128ZM164 94L170 95V96H167L166 97V95H164ZM7 95H9V97H7ZM135 95H136V98H135L136 101H133V100H135V99H133ZM22 96H25V98H22ZM27 96L28 97L29 96L30 97L32 96L31 98H33V99L30 98V100H33L32 102H34V103H32L31 101H28V97ZM107 96H109V97H107ZM131 96L133 98H131ZM196 96H198V97L196 98ZM49 97H51L50 98L52 100L51 103H50V99H48ZM165 97H166V99H165ZM115 98H117L118 100L115 99ZM193 98H194V100H193ZM15 99H17V100H15ZM46 99H47V101H46ZM129 99H132L133 102L131 100H129ZM151 99L154 100V102L151 101ZM21 100H23V102ZM37 100H38V102H37ZM113 100H115V101H113ZM144 100H146V101H144ZM107 101H109L110 103H108ZM19 102L21 104H19ZM86 102H88V103H86ZM94 102L95 103H99L100 104V107H99V104L98 105L97 104H94ZM105 102H106V105L107 106L104 104ZM140 103L142 105H138ZM88 104H90V105H88ZM91 104L94 105V108H92L93 106H91ZM101 104L103 105V110H104L103 112H104V117L105 118H103L102 121L98 119V121H100V122L97 121L96 122L97 125H96L95 124V121L97 119H95L94 118V115H92V114H94L95 112H98L102 108V105ZM112 104H113V106H112ZM198 104H199V106H198ZM8 105H10V106H8ZM19 105H20V107H19ZM39 105H40V107H39ZM52 105H54V104H52ZM77 105H78V107H77ZM114 105H116V106H114ZM83 106L84 107L86 106V108L91 106V110H90V108H87V109H84L83 110V108H84ZM120 106H121V108H120ZM109 107H112V108H109ZM40 108H41V110H40ZM19 109H21L22 111H25L26 110V111H28V113L30 112V114H29L30 115V118L29 119L26 118L25 120H23V118H22V121H21V116L20 115H21V112L22 111H20ZM81 110L84 111L85 114L89 112V114L86 115V118L89 119V122H85L84 119H82V118L80 119L79 112ZM16 111H18V112H16ZM14 112H15L16 115L14 114ZM38 112L39 113H42L43 112V114H39L38 115ZM73 114H74V116H73ZM89 115L91 117H93L95 119V121L92 118H90ZM13 116H15V117H13ZM88 116H89V118H88ZM37 117H38V119H37ZM47 119H48V122H47ZM12 120H13V122H12ZM52 120H54V121H52ZM55 121H56V124H55ZM122 122H123V125H122ZM92 123H93V125H91ZM113 123H115V124H113ZM35 124H36V126L38 125L37 128H35L36 127ZM45 124L46 125H49V126L46 127ZM54 124H55V126H54ZM58 124H59V126H58ZM60 124L63 125L64 128ZM103 124H104V126H107V128H105L103 126ZM8 125H9V127H8ZM16 125H18V126H16ZM32 125L34 127H32ZM40 125L41 126L44 125V126L41 127ZM66 126H69V127L66 129ZM146 126H147V128H146ZM16 127H18V128H16ZM59 127L62 130V132H61V130H59ZM88 127H90V128H88ZM120 127H121V129H119ZM183 127H184V125H183V123H181L180 126H178L176 129H179L180 130V129H183ZM7 128H10V129L7 130ZM11 128H12V130H11ZM57 128H58L59 131L57 130ZM29 129H31V131L33 130L32 132L34 133L35 136L32 135L33 133L31 134V132H30ZM38 129L40 131L42 130L43 132H45V134H43L42 131H41L42 132L41 133ZM49 129H51V130H49ZM124 130H127V132L125 131L126 132L125 133ZM10 131H12V132H10ZM16 131H17V133H16ZM23 131L27 132L28 135L31 134L33 136V137L30 136L32 138L29 137V139L27 141H25L26 144H27V147H28V148H25V149L22 148V147H20V141H21L22 137L23 136H27V134L25 132H23ZM7 132L8 133L9 132L11 133L10 138H9L10 133H9V135H6ZM18 132L19 133L21 132L20 135H18ZM100 132L102 133L103 136L101 135ZM117 132H119V133H117ZM98 133L100 135H98ZM131 133L132 134L134 133L133 136H132ZM40 134H41V137L44 138V141L45 142H50L51 139H52V136H55L57 139H60V141L63 142L62 145H63L64 148H62V146H61L60 149H59V151H58V153H57V157L55 156V158H54V163H55L54 165H57L58 168H55V167L53 168V167H50V166L43 165L39 161L37 162L35 160L36 159L35 157H36V155L38 153V149H39V146H38L39 145V140L36 141V139H39V138H37L36 136L39 137ZM47 134H48V136H47ZM69 134L72 135V138L70 140H66V137ZM58 137H60V138H58ZM92 137L94 139H92ZM101 138L103 139V142H102V139ZM34 143H35L36 146L35 145H32ZM28 144L30 145V147L28 146ZM65 146L67 147L66 149H65ZM31 149L32 150L34 149V150L32 151ZM26 153H28L29 155H27ZM30 155H32L33 158ZM59 159H60V161H58ZM79 160H81V159H79ZM94 161H95V164H94ZM103 162H105V163L103 164ZM59 168H61V169H59ZM62 168L63 169L66 168V169L65 170H62ZM27 169H29V170L27 171ZM71 173H73V174H71ZM47 180H50V181H47ZM35 186H36V188H35ZM20 190L24 191V193L26 191H28V192L31 193V197H29L30 196V193H28L29 195L27 194V196L24 198V200H27V201L28 200H32L33 202H37V201H39V202L42 201L43 202V200H44L45 203H51L52 202L51 205H52V208H54L53 209V215H55V217L53 216L52 219H51V221L49 223H47V224H45V223H40V224H34V223H32V221H31L32 220V217H33L32 214H28L26 212L24 213L23 212V208H20L22 206L19 205L14 200L15 195H17V193ZM20 193H22V192L20 191ZM76 193H77V195H76ZM70 195L73 196L74 198L72 197V199H71V196ZM46 200H48V202ZM70 202H72V204L75 205V207L72 206V208H71L70 205H72V204ZM63 205H66L65 208H64ZM78 205H79V207H78ZM69 206H70L69 209H72V210H69L68 209ZM59 208L60 209L63 208V209L60 210ZM77 212H79V214ZM59 225L62 228H60ZM12 232H14V233L16 232L19 235H17V237H16L15 236L16 233L14 234ZM23 236H25L24 239H23ZM38 236H40V237H38ZM9 237H11L12 240ZM65 237L66 236H64V235H62V236L59 235V238H57V239H58V241L61 242L62 240L65 241L67 239V237L66 238ZM14 238L17 239V240H14ZM22 241H24V242H22ZM55 241L57 242V240H55ZM191 241L194 244L192 245L193 247L191 249L188 247L189 252H191L190 259L188 257V259L190 260L189 261L190 263H188V264H192V263L196 262L199 259H204L205 257H206L207 264H219L220 263V261L222 260L223 257L220 255V253L217 252V250H214L212 253H209L206 256H204V254H203L204 252L202 253V251L200 249V245L202 244L203 236H202V238H201V236L199 238L198 235H195V236H193L190 239V242ZM21 244L24 246L23 249L21 247ZM52 245H53V243H52ZM194 247H198L200 250L198 248L195 249ZM15 249H17V250H15ZM188 249H186V251H188ZM18 250H21V251H18ZM192 250H195V251L193 252ZM16 251L18 253L19 252L20 253L19 254L18 253L15 254ZM12 252L15 255V257H14V255H12ZM4 253H5V255H4ZM216 257L218 259H216ZM45 261H47V259H45ZM7 262H9V263H7ZM182 264H184V262H182Z\"/></svg>",
  "mask_w": 264,
  "mask_h": 264
},
{
  "label": "clouds",
  "instance_id": "obj_3",
  "mask_svg": "<svg viewBox=\"0 0 264 264\" xmlns=\"http://www.w3.org/2000/svg\"><path fill=\"white\" fill-rule=\"evenodd\" d=\"M18 0H0V5L15 8Z\"/></svg>",
  "mask_w": 264,
  "mask_h": 264
}]
</instances>
